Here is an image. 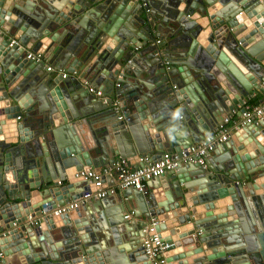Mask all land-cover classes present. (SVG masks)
<instances>
[{
  "label": "water",
  "instance_id": "1",
  "mask_svg": "<svg viewBox=\"0 0 264 264\" xmlns=\"http://www.w3.org/2000/svg\"><path fill=\"white\" fill-rule=\"evenodd\" d=\"M153 1L0 0L5 264H151V218L166 264H264V116L206 155L215 166L179 164L145 193L51 215L95 190L80 172L180 156L264 83V0ZM41 45L64 78L25 58Z\"/></svg>",
  "mask_w": 264,
  "mask_h": 264
},
{
  "label": "built area",
  "instance_id": "2",
  "mask_svg": "<svg viewBox=\"0 0 264 264\" xmlns=\"http://www.w3.org/2000/svg\"><path fill=\"white\" fill-rule=\"evenodd\" d=\"M11 45H16L17 48H20L15 41H10L9 46ZM25 58L35 61L40 59L38 55H34L32 53H27ZM45 70L49 72L51 71V68L45 67ZM64 76L65 75H62L61 77ZM87 91L95 98L100 99L102 102L106 100V97H104L98 90L88 87ZM110 106L114 112L118 111L116 100H112ZM263 116L264 101L261 104L254 106L244 104L241 107V112L238 113L237 116L232 117L228 115L224 117L218 126L214 128L211 136L204 137L201 142L192 145L186 153H181L180 156L164 153L154 162H149L146 159L143 160V165L141 167H131L125 161L117 159L111 165L102 168L98 173L93 171H88L86 173L80 172L79 177L92 183L95 190L92 192H85L77 200L63 205L62 207H58L55 211L51 212V215L57 216L68 210L85 205L90 201H96L103 199L106 196L114 195L116 193V189L124 190L130 188L134 191L145 193L146 191L144 190L146 182H149L153 178L162 176L168 171L174 170L179 164L194 163L196 165L203 166L206 155L212 152L217 144L224 142L230 136L232 131L236 130L239 126L251 124L253 121L260 120ZM121 118V115L117 117L118 120ZM110 176H112L115 180L116 186L103 187V179ZM130 216L131 212L126 213L124 214V219H128ZM157 224L158 222L152 218L145 223L141 230L142 237L140 239V246L151 264H166L162 255L169 249L171 244L161 240L159 234L155 231ZM0 264H5L4 255L1 249Z\"/></svg>",
  "mask_w": 264,
  "mask_h": 264
},
{
  "label": "crops",
  "instance_id": "3",
  "mask_svg": "<svg viewBox=\"0 0 264 264\" xmlns=\"http://www.w3.org/2000/svg\"><path fill=\"white\" fill-rule=\"evenodd\" d=\"M136 1V0H135ZM150 2H151V5L153 4V5H157V2H155V1H153V0H150ZM217 8H218V5H217ZM216 8V9H217ZM144 14H146V13H144ZM163 19V18H162ZM159 23V21H154L151 25L154 27V26H156L157 24ZM167 25H169V24H167ZM165 26V25H164ZM159 30H161V28L160 29H158V31ZM160 36H162V38L163 39H165V40H169V37L167 36V35H165V31H161L160 32ZM153 40V41H152ZM158 39H156L155 37L153 38L152 37V39H151V41L152 42H149L150 44L151 43H153V42H155V41H157ZM45 47H44V45H41L40 46V48L38 49V51H36V52H33L32 54H34V55H38L39 57H40V59L38 60V61H36V62H43V64H44V71H45V67H50L51 68V71L50 72H46V74H47V76L45 77V79H49V80H53V81H55L56 82V80L58 79V77H60L61 78V71H58V70H56L48 61H49V57H50V55H48L49 54V51L48 52H45ZM136 52L137 51H133L132 50V54H133V56L135 57V54H136ZM131 59H133V57L131 58ZM33 61H35V60H33ZM48 62V63H47ZM263 84V85H262ZM86 87V86H85ZM259 87H260V90L258 91H251V92H249V94H248V96L243 100V102H242V105H249V106H254V105H259V104H261L263 101H264V83H261L260 85H259ZM97 100H100V99H97ZM248 100H250L252 103H254V104H247V101ZM242 105H240V106H237L236 108H235V110H234V112L233 113H230V115L229 116H236L238 113H240L239 112V110H241V107H242ZM35 110V109H34ZM214 131V130H213ZM232 133H233V131L231 132V134H230V137L232 136ZM206 137V136H205ZM116 159V158H115ZM145 160V159H144ZM206 162H207V164L209 165V166H215L216 165V158L212 161V158H207L206 159V161L204 160V165L202 166L203 168H206V166H207V164H206ZM205 170V169H204ZM207 172V171H206ZM256 181H258V182H261L262 180L261 179H258V180H256ZM116 186V184H115V180L114 179H111L110 177H107L105 180H104V182H103V187H115ZM76 191V190H75ZM119 191H121V190H119V189H116V193L118 192L119 193ZM258 193H261L260 192V190L258 191ZM263 193V192H262ZM116 196V195H115ZM264 197V196H263ZM114 198H116V197H114ZM93 202H94V200L93 201H90V202H88L89 204H93ZM87 204V203H86ZM85 204V205H86ZM218 249V248H217ZM216 249V250H217ZM220 249V248H219Z\"/></svg>",
  "mask_w": 264,
  "mask_h": 264
},
{
  "label": "clouds",
  "instance_id": "4",
  "mask_svg": "<svg viewBox=\"0 0 264 264\" xmlns=\"http://www.w3.org/2000/svg\"><path fill=\"white\" fill-rule=\"evenodd\" d=\"M138 1H139V0H138ZM12 41H13V40H12ZM15 42H16V41H15ZM17 44H18V43H17ZM18 46H19V45H18ZM19 47H20V46H19ZM27 53H32V52H26V53H25V56H26ZM126 64H127V63H126ZM45 71H46V70H45ZM46 72H47V71H46ZM49 72H50V71H49ZM47 73H48V72H47ZM62 75H65V74H62V73H61V76H62ZM64 77H65V76H64ZM64 77H61V78H64ZM87 88H88V87H87ZM98 91H99V90H98ZM87 92H88V91H87ZM100 92H101V91H100ZM89 94H90V93H89ZM90 95H91V94H90ZM104 97H105V96H104ZM100 101H101V100H100ZM104 102H105V101H104ZM104 102H102V103H104ZM229 115H230V114H229Z\"/></svg>",
  "mask_w": 264,
  "mask_h": 264
},
{
  "label": "trees",
  "instance_id": "5",
  "mask_svg": "<svg viewBox=\"0 0 264 264\" xmlns=\"http://www.w3.org/2000/svg\"><path fill=\"white\" fill-rule=\"evenodd\" d=\"M249 103H250V104H254V103H252L250 100H248V101H247V104H249Z\"/></svg>",
  "mask_w": 264,
  "mask_h": 264
}]
</instances>
